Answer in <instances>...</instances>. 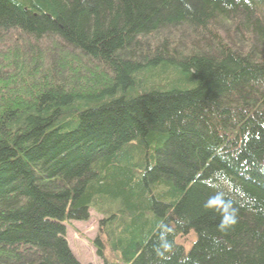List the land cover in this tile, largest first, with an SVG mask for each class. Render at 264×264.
Instances as JSON below:
<instances>
[{
	"label": "trees",
	"instance_id": "1",
	"mask_svg": "<svg viewBox=\"0 0 264 264\" xmlns=\"http://www.w3.org/2000/svg\"><path fill=\"white\" fill-rule=\"evenodd\" d=\"M91 212L102 264H264V0H0V264Z\"/></svg>",
	"mask_w": 264,
	"mask_h": 264
},
{
	"label": "rangeland",
	"instance_id": "2",
	"mask_svg": "<svg viewBox=\"0 0 264 264\" xmlns=\"http://www.w3.org/2000/svg\"><path fill=\"white\" fill-rule=\"evenodd\" d=\"M99 218L96 213L91 212V218L87 222L65 224L70 249L82 264H102L96 255L95 248L91 244L98 233ZM193 240L194 237L191 236L187 241H182V243L187 247L193 243Z\"/></svg>",
	"mask_w": 264,
	"mask_h": 264
},
{
	"label": "clouds",
	"instance_id": "3",
	"mask_svg": "<svg viewBox=\"0 0 264 264\" xmlns=\"http://www.w3.org/2000/svg\"><path fill=\"white\" fill-rule=\"evenodd\" d=\"M235 222H236V221H235V218L233 217L232 220L230 221V223H231V224H235ZM226 226H227V225L224 224V223L221 224V228H222V229L225 228ZM164 247H165V248H168L169 245L165 244ZM158 254H159V253H158Z\"/></svg>",
	"mask_w": 264,
	"mask_h": 264
},
{
	"label": "bare ground",
	"instance_id": "4",
	"mask_svg": "<svg viewBox=\"0 0 264 264\" xmlns=\"http://www.w3.org/2000/svg\"><path fill=\"white\" fill-rule=\"evenodd\" d=\"M220 19H221V18H220ZM220 19H219V20H220ZM222 21H223V20H222ZM224 22H225V21H224ZM217 23H218V22H217ZM219 24H221V23H219ZM205 40H206V39H205ZM225 43H226V42H225ZM229 43H230V42H229ZM89 63H90V62H89ZM85 66H86V65H85ZM89 66H90V65H89ZM91 70H92V69H91ZM94 70H95V69H94ZM94 70H93V71H94ZM247 111H248V110H247ZM152 147H153V146H152ZM153 156H154V155H153ZM64 222H65V221H64ZM76 233H77V232H76ZM91 244H92V243H91Z\"/></svg>",
	"mask_w": 264,
	"mask_h": 264
}]
</instances>
